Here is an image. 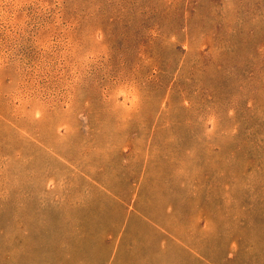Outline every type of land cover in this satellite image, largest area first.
Returning a JSON list of instances; mask_svg holds the SVG:
<instances>
[{
  "label": "rangeland",
  "instance_id": "rangeland-1",
  "mask_svg": "<svg viewBox=\"0 0 264 264\" xmlns=\"http://www.w3.org/2000/svg\"><path fill=\"white\" fill-rule=\"evenodd\" d=\"M142 178L206 264H264V0H0V264L91 256ZM136 218L111 264H192Z\"/></svg>",
  "mask_w": 264,
  "mask_h": 264
},
{
  "label": "crops",
  "instance_id": "crops-1",
  "mask_svg": "<svg viewBox=\"0 0 264 264\" xmlns=\"http://www.w3.org/2000/svg\"><path fill=\"white\" fill-rule=\"evenodd\" d=\"M139 184L140 188L133 194L130 195L128 199L123 198V191L118 192L117 190H111L109 189V197L106 199L109 201V203H113L114 206L118 207L121 212H119V219L118 222L120 223V230L113 236L111 234L98 232L96 236H89L82 240L81 243L76 245V247L85 249V245L87 246H93L95 250L93 251L91 256H88L86 250L85 251H77L73 253V249L70 247V243L66 245V250L64 252L60 253L59 255H55L53 257L52 263L53 264H111L112 259L115 257L116 252L122 243L124 236H125V230L129 223V215H135L137 218V221H141L147 225H150L153 227V229L158 233L160 236V248L162 251L167 250V243H172V245L176 246V248L181 249L182 253L187 255V258L192 262V264H206L204 262V255L202 253V250L195 249V247H191L186 245V236L189 239H196L201 241L202 239V231L200 229V217L198 215L197 209L192 205L193 203H186L185 201H180V203L176 200V204L183 205L185 207L189 206L190 212L194 213L195 216V226L199 230V234L196 236L191 234H186V236H177L172 232H169L166 230L162 225L155 222L151 218H148L145 216V214L139 210V207H147L149 204L151 205V199L153 200L152 196H156L157 202L164 204V212L167 214L170 212L171 207L169 203L166 205V201L170 200V197H167L168 195L159 189V187H154V179H141ZM152 187V188H151ZM153 189V190H151ZM100 193V191H98ZM128 200V201H127ZM88 202L82 201L81 205L78 207H75L74 211L71 209L73 220H76L74 218V215L76 212L80 209H84L87 206ZM137 204V205H136ZM78 208V209H77ZM79 223V222H76ZM83 225L84 223H80ZM86 225V223L84 224ZM177 252H179L177 250ZM216 253V250H215ZM211 253L209 256L213 255ZM83 255H87L86 259H82ZM81 256V257H80ZM79 258L80 260L77 261L78 263H75L74 261ZM82 259V260H81ZM211 259V258H210ZM174 264V263H172Z\"/></svg>",
  "mask_w": 264,
  "mask_h": 264
},
{
  "label": "bare ground",
  "instance_id": "bare-ground-1",
  "mask_svg": "<svg viewBox=\"0 0 264 264\" xmlns=\"http://www.w3.org/2000/svg\"><path fill=\"white\" fill-rule=\"evenodd\" d=\"M22 109V108H21Z\"/></svg>",
  "mask_w": 264,
  "mask_h": 264
}]
</instances>
